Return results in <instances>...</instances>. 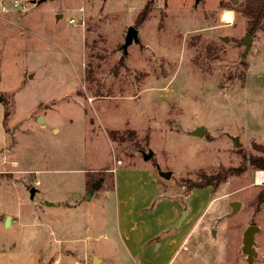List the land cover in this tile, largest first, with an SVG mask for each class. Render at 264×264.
Instances as JSON below:
<instances>
[{
  "label": "rangeland",
  "instance_id": "1",
  "mask_svg": "<svg viewBox=\"0 0 264 264\" xmlns=\"http://www.w3.org/2000/svg\"><path fill=\"white\" fill-rule=\"evenodd\" d=\"M241 1L0 0V264H264V26L243 55Z\"/></svg>",
  "mask_w": 264,
  "mask_h": 264
},
{
  "label": "water",
  "instance_id": "2",
  "mask_svg": "<svg viewBox=\"0 0 264 264\" xmlns=\"http://www.w3.org/2000/svg\"><path fill=\"white\" fill-rule=\"evenodd\" d=\"M43 1H45V0H33V2L38 3V4L43 2ZM196 1H199V0H196ZM57 17L58 18L61 17V14H58ZM224 39L227 40V37H224ZM133 41L139 42L138 28L135 26H130L128 28V31H127L126 42L123 45V49H126ZM242 43L245 45V50L243 51L242 54L245 55L249 52V50L251 48L252 36H251L250 32L246 33L245 38H244ZM204 132H205L204 126H198L194 130H192V134H195L198 136L203 135ZM236 143L239 144L238 139H236ZM152 156H153V151H151V150L148 153H144L145 159H149ZM159 173L162 177H164L166 179H169L172 175L171 170H168V171L160 170ZM98 186H99V182H95V183H93L92 188L95 189ZM92 190H90L88 192V194H87L88 198L91 197ZM34 191H35L34 189L31 190L32 194H34ZM231 205H232V211L230 213L226 214L227 217L232 216L233 214H235L239 210V208L241 206V202L233 201L231 203ZM188 214H189V210H183L178 222L174 225V227L180 228L181 225L183 224L184 220L187 218ZM6 224L7 225L10 224V218L9 217L6 219ZM259 231H260V227L257 224H251L245 229V231L243 233L242 250L245 254H247L249 260H252L257 254L254 244H255L256 233ZM96 259H95V262H96Z\"/></svg>",
  "mask_w": 264,
  "mask_h": 264
},
{
  "label": "trees",
  "instance_id": "3",
  "mask_svg": "<svg viewBox=\"0 0 264 264\" xmlns=\"http://www.w3.org/2000/svg\"><path fill=\"white\" fill-rule=\"evenodd\" d=\"M239 11L248 18L247 20V30L252 34L261 29L264 26V0H242L240 3ZM148 8L141 12V17L145 18ZM257 149L260 151L261 155L253 156L250 158V163L259 169H264V144H255ZM246 167L228 168L224 169L217 174L206 175L203 173L201 180L189 183V189L203 188L208 185H217L221 182L223 178L231 174H237L244 171ZM264 197V191H262L258 198L262 199Z\"/></svg>",
  "mask_w": 264,
  "mask_h": 264
},
{
  "label": "crops",
  "instance_id": "4",
  "mask_svg": "<svg viewBox=\"0 0 264 264\" xmlns=\"http://www.w3.org/2000/svg\"><path fill=\"white\" fill-rule=\"evenodd\" d=\"M118 185V184H117ZM205 188H209L208 186L207 187H205ZM168 203H170L171 205H172V209H173V211L175 212V217L169 222V223H173V222H175L176 220H177V218H178V216H179V206L176 204V203H174V202H172V201H168ZM190 214V213H189ZM188 217V216H187ZM174 227V226H173ZM178 239V240H177ZM176 241H179V234H177V236H176V238L175 239H172V241L171 240H169L168 238H165V240H164V243H162V245H161V247L163 246V245H168V244H170L171 242H172V244L173 243H175ZM178 248L176 249V250H178L179 249V246H177Z\"/></svg>",
  "mask_w": 264,
  "mask_h": 264
},
{
  "label": "bare ground",
  "instance_id": "5",
  "mask_svg": "<svg viewBox=\"0 0 264 264\" xmlns=\"http://www.w3.org/2000/svg\"><path fill=\"white\" fill-rule=\"evenodd\" d=\"M223 20L226 21V22H229V21L232 20V14H231L230 11L224 14ZM259 178L263 181L264 175L259 177ZM96 262H98V259H96Z\"/></svg>",
  "mask_w": 264,
  "mask_h": 264
},
{
  "label": "built area",
  "instance_id": "6",
  "mask_svg": "<svg viewBox=\"0 0 264 264\" xmlns=\"http://www.w3.org/2000/svg\"><path fill=\"white\" fill-rule=\"evenodd\" d=\"M17 3H18V2L16 1V4H17ZM70 22L73 23V24L77 23L75 18L70 19Z\"/></svg>",
  "mask_w": 264,
  "mask_h": 264
}]
</instances>
